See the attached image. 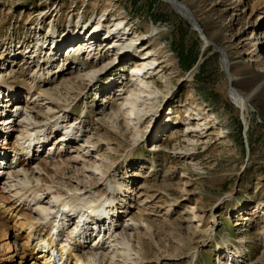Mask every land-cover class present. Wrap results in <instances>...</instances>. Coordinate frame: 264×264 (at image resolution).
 I'll return each instance as SVG.
<instances>
[{
  "label": "rangeland",
  "instance_id": "rangeland-1",
  "mask_svg": "<svg viewBox=\"0 0 264 264\" xmlns=\"http://www.w3.org/2000/svg\"><path fill=\"white\" fill-rule=\"evenodd\" d=\"M255 1L249 0V6ZM237 3L196 0L200 16L195 25L169 0H0V75L16 73L7 79L14 88L10 95L16 98L10 101L12 112L27 104L30 86L34 79L39 82L40 73L58 77L54 86L73 78L76 64L84 59L101 65L114 57L105 44L95 41L91 53L86 50L92 42H85L82 50L73 48L74 39L62 43V51L54 54L52 43L48 46L49 30L61 40L71 28L94 26L104 15L103 40L108 27L125 17L136 36L144 38L145 46L135 51L141 55L157 51L163 67L160 72L151 70L159 89L152 98L163 107L151 105V100L136 103L139 90L146 89L142 73H132L136 60H118L112 71H101L97 81H86L73 93L62 91L73 102L67 112L48 102L27 104L49 122L59 120L64 112L71 122L84 120L81 131L89 144L98 142L99 150L89 152L79 141L66 154H75L79 147L89 162L99 161L108 175L114 173L135 197L146 201L141 217L145 225H153L150 248L165 255L160 262L147 264H264V93L251 101L246 126L231 98L233 81L225 67L227 53L234 59L230 69L239 74L234 84L240 90L247 82L264 78V53L251 57L250 45L241 53V42L253 41L249 22L264 25V11L249 15L250 10L243 11ZM3 89L4 101L7 89ZM142 107L146 111L137 109ZM52 109L58 113L52 114ZM118 110L124 122L134 111L146 112V118L141 123L116 124L122 128L116 126L117 134H112L98 119ZM12 132L0 139L1 146L4 140L18 142L17 132ZM55 141L45 143V153ZM58 143L52 149L60 148ZM82 161L69 171L77 173L79 180L74 182L86 184L91 176ZM194 214L200 219L194 221ZM97 237L93 234L89 242ZM194 250L197 256L192 260ZM0 255H15L8 263L18 264L22 253L17 247Z\"/></svg>",
  "mask_w": 264,
  "mask_h": 264
},
{
  "label": "bare ground",
  "instance_id": "bare-ground-1",
  "mask_svg": "<svg viewBox=\"0 0 264 264\" xmlns=\"http://www.w3.org/2000/svg\"><path fill=\"white\" fill-rule=\"evenodd\" d=\"M169 1L196 25L200 16L195 11L196 0ZM229 1L232 2L233 0ZM236 1L238 6H242L243 11L250 10L249 15H254L255 11L257 12L259 9L264 11V0H256L252 6H249V0ZM106 20L103 15L98 18L94 26L92 24V26H82L77 30L71 28L61 40L59 36H56L53 29L48 31V46L52 43L50 50L54 54L62 51L64 47L62 43L74 39L73 41H76V43L73 48L77 46L79 49L84 47L85 42L86 44L92 42L87 48L92 52L95 49L93 43L98 42L99 46L105 44L107 53L111 50L114 57L101 65L90 63L84 59L76 64L77 73L73 78L54 86L51 84L56 82L58 77L47 76L50 74L49 72L47 75L40 73L38 75L39 82L34 79V83L30 86L27 94V101H30L33 107L48 102L60 106L61 111L67 112L73 106V102L67 94L81 89L86 81H97L100 72L112 71L111 69L115 68L118 60L120 62L136 60L135 69L132 70V73H142L140 79L144 82L146 89L139 90V93L142 94L135 97L136 103L137 101L138 103L143 101L142 105L148 103L156 105L152 96L156 91L159 92V89L156 88V83L152 81L153 72L151 70L155 71L157 69L160 72V68L163 67V63L160 65L155 56L157 51L153 53L149 51L147 55H141L135 51L141 50L142 46H145L144 38L136 36V31L128 25L125 17H120L116 20V23L109 26L104 34L105 40H102L100 30ZM249 24L253 27L251 35L253 41H240L242 44L241 53L248 49L247 46L250 45L252 47L249 52L252 54L251 57H262V53H264V25L258 24L256 21H250ZM194 27L196 28V26ZM106 39L109 40L106 41ZM206 42H210V39L206 38ZM225 54V67H227L230 79L233 81L231 98L241 109L243 120L247 126L246 114L249 111L251 101L257 95L264 93V78L255 83L254 81L247 82V87L244 90L238 89L234 81L238 79L239 74L230 69L234 59H231L227 53ZM113 65L114 67H112ZM249 67H251V64H248L247 68ZM0 76H2L0 78V95L3 93V88L7 89V93L2 95L7 97L4 101L0 99V139L9 137L12 135V131H16V140H18V142L12 144H10V141L4 140V146L0 145V252H15L18 247V250L22 253L18 264H56L52 254L46 252L45 248L42 247L45 242L42 238H47L49 247H56L58 240L54 232L55 229H58V235L65 239L63 244L59 246L61 258L57 264H147L148 260L160 262L165 255L155 254L150 248L151 242H153L150 234L153 225H145V220L141 217L144 211L142 206L145 205L146 201L140 200V197H135L134 190L126 188L124 181L119 182L114 173L108 175L109 171H104L99 161L89 162L84 154H80L79 147L75 154H66L72 151L69 148L79 144V141L83 143L79 146L86 145L85 147L88 148L89 152L99 150L100 145H98V142L89 144L88 138L85 137L86 132L81 131L84 120L71 122L69 116L64 112V115L60 118L61 121L57 119L49 122L46 119H41V116L35 112L33 107L27 105L28 102L24 107L17 106L12 112L9 108L11 106L10 101L12 102L16 98L10 95H13L14 88L7 79L15 78L16 73L13 75L11 72H6L5 75L2 73ZM62 91L67 92V94ZM63 95L65 96L63 97ZM149 100L151 102L147 103L146 101ZM156 106L158 108L159 106L163 107V105ZM137 109L146 111L144 107ZM51 113L56 114L58 111L52 109ZM155 114H157V111ZM156 116H160V114ZM145 118L146 112L134 111L128 116V120L124 122L123 114L118 110L113 116L110 115L105 119L100 118L98 121L108 132L117 134L116 124L123 126V124L141 123ZM116 119L119 120L116 121ZM58 127H62L61 130H63V132H59L60 135ZM118 127L122 128L121 126ZM32 135H37L34 141L30 138ZM41 139L59 141L60 148L57 146L58 149H52L53 145L57 143L55 141L45 153L46 145L40 142ZM62 149L65 150L62 151ZM82 160L85 162L83 167L86 166V171L91 176L86 184L78 181L77 173L70 174L69 171L75 166L73 164H78ZM96 171L100 172V179L95 177ZM76 178L78 180L74 182ZM105 195L113 196L117 203V206L113 208L114 215L110 220L99 223L97 230L65 229L67 228V222L73 219V214L79 205L83 204V212L85 213L88 210L86 207L88 202ZM123 201L128 202L122 203ZM134 207L137 209L136 213L133 211ZM193 217L194 221L200 219L197 214H194ZM9 222L12 225H9ZM53 228L54 230L51 232ZM11 229H13V232H11ZM93 234L98 236V241L95 238L94 242L91 243L89 238ZM146 239H148V242H146ZM5 256L0 255V264H12L8 261H12L15 255L7 258ZM190 256L194 260L197 251H192ZM262 257L264 259V251Z\"/></svg>",
  "mask_w": 264,
  "mask_h": 264
}]
</instances>
